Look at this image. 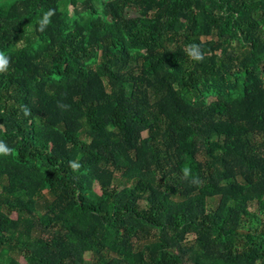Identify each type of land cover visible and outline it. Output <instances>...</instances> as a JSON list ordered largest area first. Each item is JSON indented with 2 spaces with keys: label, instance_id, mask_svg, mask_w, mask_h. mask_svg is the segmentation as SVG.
<instances>
[{
  "label": "trees",
  "instance_id": "trees-1",
  "mask_svg": "<svg viewBox=\"0 0 264 264\" xmlns=\"http://www.w3.org/2000/svg\"><path fill=\"white\" fill-rule=\"evenodd\" d=\"M78 1L0 7V264H264V0Z\"/></svg>",
  "mask_w": 264,
  "mask_h": 264
},
{
  "label": "rangeland",
  "instance_id": "rangeland-1",
  "mask_svg": "<svg viewBox=\"0 0 264 264\" xmlns=\"http://www.w3.org/2000/svg\"><path fill=\"white\" fill-rule=\"evenodd\" d=\"M16 0H0V7H3L5 5H9L10 3L14 2ZM103 1H108V0H103ZM91 2L89 0H79L77 7L70 5L68 6V11L70 12L71 15H73L76 11H82L86 5H90ZM214 98L213 97H208L206 99V102H211L213 101ZM144 138L147 137L146 133H144ZM93 188L96 192L100 193V187L97 183H94ZM217 203V201L212 203L215 204ZM247 209L252 213V216L250 217V219L248 220V223L246 225V227H244L242 229V231L244 232L247 229H251L252 232H258L264 225V212L258 207L257 203L255 200L253 201H249L247 203ZM14 216V214H13ZM192 236L190 235L189 238H191ZM92 254L90 252H86L85 253V258L87 260H90L92 258ZM19 262L21 264H27V261L24 257H19Z\"/></svg>",
  "mask_w": 264,
  "mask_h": 264
},
{
  "label": "clouds",
  "instance_id": "clouds-1",
  "mask_svg": "<svg viewBox=\"0 0 264 264\" xmlns=\"http://www.w3.org/2000/svg\"><path fill=\"white\" fill-rule=\"evenodd\" d=\"M45 22H47V21L45 20ZM6 63H7V61L5 59H3L2 57H0V70L4 69ZM7 151L8 150L3 146V144L0 143V152H7Z\"/></svg>",
  "mask_w": 264,
  "mask_h": 264
}]
</instances>
